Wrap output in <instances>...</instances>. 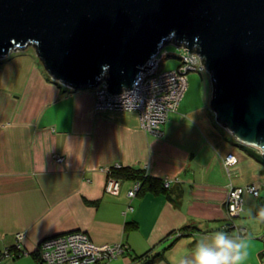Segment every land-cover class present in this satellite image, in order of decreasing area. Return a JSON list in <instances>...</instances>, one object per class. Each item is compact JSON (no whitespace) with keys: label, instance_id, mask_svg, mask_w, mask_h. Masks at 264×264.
I'll use <instances>...</instances> for the list:
<instances>
[{"label":"crops","instance_id":"0c3cea01","mask_svg":"<svg viewBox=\"0 0 264 264\" xmlns=\"http://www.w3.org/2000/svg\"><path fill=\"white\" fill-rule=\"evenodd\" d=\"M204 83L186 92L164 136L155 138L136 113H96L94 90L53 80L33 47L0 59V255L15 251L19 234L30 253L1 264H43L41 242L75 231L99 246L128 247L108 264H146L156 254L153 264H179L203 237H238L237 229H223L231 185L259 189L258 197L244 196L235 225L247 232L242 264H264V223L253 219L264 207V155L218 124L211 76ZM228 154L238 158L231 175ZM117 167L145 171L158 186L131 199L136 181L122 180L120 194L110 195L102 170Z\"/></svg>","mask_w":264,"mask_h":264},{"label":"water","instance_id":"95a60500","mask_svg":"<svg viewBox=\"0 0 264 264\" xmlns=\"http://www.w3.org/2000/svg\"><path fill=\"white\" fill-rule=\"evenodd\" d=\"M169 44L200 56L218 124L264 155V0H0V59L33 47L73 91H132Z\"/></svg>","mask_w":264,"mask_h":264},{"label":"built area","instance_id":"2783aa9c","mask_svg":"<svg viewBox=\"0 0 264 264\" xmlns=\"http://www.w3.org/2000/svg\"><path fill=\"white\" fill-rule=\"evenodd\" d=\"M183 54L179 56L180 65L174 70L161 69L166 64L169 55L164 49L150 60L155 62L153 66L147 65L149 69H143L134 89L124 90L121 95L109 92V84L103 81L94 89L96 96L95 112H128L139 116L142 129L155 138L164 136V127L170 117L177 114L180 104L188 89V75L206 71L202 59L197 53L189 55L188 50L182 49ZM149 61V62H150ZM57 162H63L64 158L56 157ZM228 174L238 164V158L234 154H228L225 159ZM116 169L104 168L102 171L108 174L106 193L118 196L121 191L122 181L112 176ZM170 182H165L164 187L169 189ZM142 190V183L135 182L129 191V198H136ZM246 194L253 197L259 196V189L255 185L245 188H237L231 185L228 190L226 204L227 223L224 230L237 229L238 237L247 236L246 230L237 228L235 219L244 213ZM17 244L14 252L7 251L0 255V264L7 258L28 256L30 253L23 250V234L16 236ZM128 251L125 244L96 245L88 234L75 231L66 235L54 236L45 239L39 246V253L43 264H108L117 260Z\"/></svg>","mask_w":264,"mask_h":264},{"label":"clouds","instance_id":"9594fccd","mask_svg":"<svg viewBox=\"0 0 264 264\" xmlns=\"http://www.w3.org/2000/svg\"><path fill=\"white\" fill-rule=\"evenodd\" d=\"M253 219L257 223H264V207L258 210ZM247 248L246 239L230 237L225 232L218 231L211 237L201 238L196 243L192 258H181L179 264H242L248 255Z\"/></svg>","mask_w":264,"mask_h":264},{"label":"rangeland","instance_id":"374dc122","mask_svg":"<svg viewBox=\"0 0 264 264\" xmlns=\"http://www.w3.org/2000/svg\"><path fill=\"white\" fill-rule=\"evenodd\" d=\"M164 52H166L169 55V58H167L166 64L165 65L163 64L161 69L174 70L178 68L181 63L177 58H174V57L181 56L183 54V50L179 48L178 46H176L175 44H169L164 48ZM209 75L210 74L207 71H205L204 73H198V72L190 73L188 75L187 94H193L195 91L198 92V91L203 90L205 88L204 80H206L207 78L210 79L211 75L210 76ZM226 218H227V213H226Z\"/></svg>","mask_w":264,"mask_h":264},{"label":"trees","instance_id":"16d2710c","mask_svg":"<svg viewBox=\"0 0 264 264\" xmlns=\"http://www.w3.org/2000/svg\"><path fill=\"white\" fill-rule=\"evenodd\" d=\"M169 58V57H168ZM113 177L119 180H131L142 183L141 192H145L146 188L155 191L158 184L153 183V181L146 175L145 171H132V170H116L112 174ZM164 190H168L162 186ZM133 227V226H132ZM37 256V253L34 254ZM160 258L159 254L154 255L146 264H153Z\"/></svg>","mask_w":264,"mask_h":264}]
</instances>
